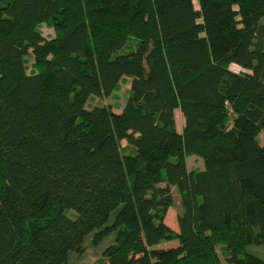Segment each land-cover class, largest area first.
Segmentation results:
<instances>
[{
	"label": "trees",
	"instance_id": "16d2710c",
	"mask_svg": "<svg viewBox=\"0 0 264 264\" xmlns=\"http://www.w3.org/2000/svg\"><path fill=\"white\" fill-rule=\"evenodd\" d=\"M259 133L264 0H0V264H264Z\"/></svg>",
	"mask_w": 264,
	"mask_h": 264
},
{
	"label": "rangeland",
	"instance_id": "374dc122",
	"mask_svg": "<svg viewBox=\"0 0 264 264\" xmlns=\"http://www.w3.org/2000/svg\"><path fill=\"white\" fill-rule=\"evenodd\" d=\"M40 30L42 35L46 38H50L54 36V32L51 27L42 25L40 26ZM228 68L232 72L242 71L235 65H229ZM129 81H130L129 78L124 79L119 84L118 89L112 95H110L107 98H93L91 101H89L88 106L103 104L110 106L113 111L119 112L123 107L127 98ZM173 119L175 123V129L179 131L182 123V118L177 109L173 111ZM263 136H264L263 133L258 134L257 139L259 141V144H262ZM185 163L187 164L188 169H194V168L202 169L201 160L194 155H188L185 158ZM171 193H172V204L169 208H167L163 217V222L166 225H168L171 229L176 230L175 216L180 210V206L176 191L173 187L171 188ZM114 212L115 211L111 212L110 217L108 219V223L112 221ZM112 242H114V233H110L109 235L102 237L98 242L91 241L90 236L87 235L81 244L84 250L81 253H77L76 251H70L67 258V264H98L99 260L102 257V250ZM175 244H176V240L172 239L168 241H161L157 244V246L168 247V246H173ZM219 246L220 245L216 246V250L219 257L221 258V255L219 254L220 252ZM245 250L254 253L258 257L264 259V244H256V245L247 244L245 246Z\"/></svg>",
	"mask_w": 264,
	"mask_h": 264
}]
</instances>
